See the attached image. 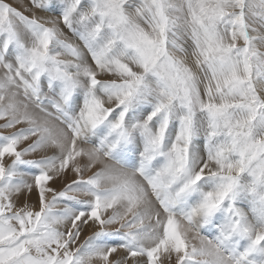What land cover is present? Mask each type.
Here are the masks:
<instances>
[{"label":"snow or ice","instance_id":"6c2138e0","mask_svg":"<svg viewBox=\"0 0 264 264\" xmlns=\"http://www.w3.org/2000/svg\"><path fill=\"white\" fill-rule=\"evenodd\" d=\"M0 264H264V0H0Z\"/></svg>","mask_w":264,"mask_h":264}]
</instances>
